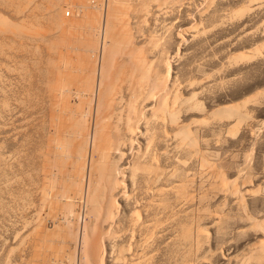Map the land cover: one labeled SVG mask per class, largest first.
<instances>
[{
	"label": "rangeland",
	"instance_id": "1",
	"mask_svg": "<svg viewBox=\"0 0 264 264\" xmlns=\"http://www.w3.org/2000/svg\"><path fill=\"white\" fill-rule=\"evenodd\" d=\"M2 1L0 3V18L5 19L12 28L15 27L13 26V21L14 25L18 23V21L20 24L19 18L22 14L28 13V11L32 12L31 17L28 19L34 20L35 22L37 21V23H32V21L27 20L23 22H26L25 27L21 22L25 27L24 30L22 28L23 32H21V27H23L21 26L22 24H18L20 29H16L15 27L14 30L10 28L7 30L8 32H0V264H33V247L36 242H34V239H36L35 236L37 235L35 233H37L39 229L38 226H41L40 224L38 225V223L43 221V218L45 224L42 222L44 226L42 225L41 227L44 229L46 227L45 230H54V227H57L56 225L59 227V229H55L60 232V235L59 232H55L57 233L56 236L53 231L51 233L55 237H58V241L56 240L57 243H54L55 247L58 246L57 249L59 246V250H62V246H64V248L66 247L64 249L65 253L58 259V262L62 264H70L71 262H73L72 264H88V259L90 256L91 258L95 256L96 252L101 254H97L99 256L97 261L100 263L94 260L97 257L96 255L93 260L97 263L90 258V262L93 264H264V258H262L263 260L258 258V254L261 251L259 250V245L261 243L264 244V0H260V2L259 0H257L258 2L256 0H252L253 2H250L251 0H158L157 2L156 0L152 2L149 0L147 2V0H145L147 3L143 0L146 4L152 5V7L157 6L159 2V5L163 4L160 5L162 6L161 8L158 5L156 9L154 7H151V9L150 6L148 7L145 4L150 8H147L149 11L151 10L150 12L147 11V9L144 12V2L140 0L139 3L138 0H135V3H141L139 6L136 5L133 0H117L121 3L115 0V3L122 5V8L125 7H123L124 4L126 5L131 1L129 4L133 3L136 5V8H142L140 11L144 13L151 14V12H154L151 16L147 14L149 18L146 17V14L145 18L144 16H142V18L140 17L141 12L139 13V9L137 8L140 14V16H137L142 18V20H146L147 18L146 21H149L146 22L144 20L147 24L143 21V26L138 24V26L141 25V30L139 26L138 29L140 31L138 30V32L143 33V35L145 34L144 36L146 38L143 37V35L141 36L140 33V36L137 35L138 32L135 27L139 20L137 21L138 18L134 16L136 12H133V9L135 8L132 7L133 9H131L133 11H129L131 10L129 9V4L127 8H125L127 10H125L127 12H125V14H127L129 18L126 19L131 20L127 22L123 20L127 15H125L124 18L122 16L123 22L120 21V17H117V19L119 18L120 24H118L119 22H115V27L117 26L118 29V26L120 28L121 24L125 23L124 25L127 29V27L133 23L131 29H135H129L134 33L136 31L137 33L135 34L138 37L128 32L129 35H133L129 36V38L133 37L132 40L135 39L133 42H131L132 40L130 41V45L132 46H128L129 48L142 46L143 50H140L142 53L144 49L146 50L145 47L148 45L146 42H148L149 39H151L150 44L152 40L155 41V47H150L151 51H154L153 53L156 56V60L159 61L155 63L156 68L154 69L158 70V72L156 70L157 74L159 73L158 75L165 76V79L161 76L163 81H168L169 78V81L173 79L176 82H173V80L170 81V83L173 82L175 84V86H173L175 87V89L173 88L175 91L170 89V92H172V94L170 93L171 96L173 94L178 96V111L176 112L178 113L176 115L178 118L176 117V119L177 121L179 119L178 123L180 125L190 129H188L190 133L189 139L192 140L188 139L186 142L187 144H181L180 141H177L179 139L176 138L175 135H173L172 138L171 135L174 133L170 130V126L166 128L167 125L162 123L164 121L160 120L162 121L161 124H158L159 121L154 122L157 123L156 125L154 124L156 127L157 125H163V127H165L161 128L163 132L158 127L160 133L169 131L167 135L170 133L171 135L169 134L168 137L171 136L172 138H168V140L166 133L165 135L160 134L157 128L154 127L156 130L155 137L161 138L163 136L162 142L165 139L168 140V142L165 140L163 143L165 144L166 142V144L162 145L163 143L159 141L160 139L154 137L155 142L158 140L159 142H157L162 144H160L161 146L158 144L154 145L155 143L153 141L154 144H151L152 146L150 148V151H153V149L155 151L157 147H152L158 145V149H161L155 152L153 151V153L151 152L153 156H157H155V158H157L156 160L153 159V163L155 164L156 161H158L159 156L160 161L159 163L157 162V164L164 170L160 172V174L162 173V176L159 177L161 179L158 178V181L160 180L159 184H161L159 185L157 181V185H151L149 182L154 180L153 183H155L157 180L156 177L151 175V177H153L152 180H150V175H148L149 177L147 178L149 179H146V177L143 178L145 175L141 173L139 175H142V178L141 176L139 178L141 180H149L147 182L148 184L143 180L141 183L138 174L136 175L137 177H134L137 179H133L135 182L138 180L141 184H135L131 179L127 180L125 182V187L128 189L126 193H129L130 195L128 194V197H130H125V199L119 198L117 200L118 204L116 205V209L119 210L120 213L117 211L118 214L116 213L117 216L114 220L109 219V223H112L110 225L112 227H110L111 230H109V226L107 227L109 223L105 225L102 223L103 221H100L101 219L99 222H95L97 218L94 219V217L91 216V218L88 216V211L86 209L87 204H85L86 200L84 199L79 201L74 200L76 204L73 201L72 204L74 205L71 204L73 207L71 215L69 213L71 212L70 210L69 212L66 211L68 207L67 209H63L66 206V202L60 201V199L59 202L64 203V207L62 206L63 204L60 205L63 207L61 210L64 212H60L61 210L58 211L60 214L57 216L58 219H55L56 221L50 220L48 215L45 216L47 214L46 208H44L42 202H40L42 199L41 187H43L44 181L42 179L45 178L44 174L47 172L49 173L51 170L46 167L47 164L45 168L44 164L48 159L51 160L49 162H52L48 163V166H52V169H54L55 166H53V164H56V158L49 152L50 146H47V138H49L48 135L50 133L48 134L47 124H44V122L46 123V120L44 121L46 101L43 98V96H45V88H42L44 86V71L42 69L46 67L45 63L47 62L45 61L49 58L47 57L48 54L51 56V46L47 48L50 53L47 52L46 47L49 44L52 45L53 42H50L54 41L55 37L56 40H58V34L62 36L63 32L61 33V31L65 29L69 31H67V33L72 32L70 31V29H72L73 34L75 32L78 34L75 33L77 37L74 34L75 38L71 36L72 33L69 34L73 40L78 38L74 40L75 42L70 37H67L68 39L65 37L68 42L69 38L71 39V43H69L72 46L73 42V47L75 46L74 43L81 44V42L86 41L82 37L84 35L85 38V36L88 35L86 32L84 34L82 31L77 32V30H79L78 25H75V27L72 25V28L71 25H66L65 28L60 27L62 30H59L60 28L56 27V23L48 20H51L52 17L55 16V9L57 10L61 5L63 6H61L56 13L58 17H62L60 15H62V12L67 9L66 7L68 6L70 10L69 8L65 10L66 12H64V15L67 18H73L74 12L76 13V7L80 5V1L82 0H57L59 2L58 5L55 0L53 4L51 1L49 2V0H29L30 2L28 0H18L19 2L21 1L20 3L28 1V5H30L31 8L26 5L27 2L22 5L19 4L18 7L17 3L19 2L17 0V3L14 2L15 0L9 1V3L11 2L10 4H6V0L4 1L5 3ZM102 2L104 4L103 12L105 13L108 0H83L81 4H86L83 5L87 6L86 10H90L89 12L98 16L100 13L104 14L101 12L102 9L100 8ZM149 2H156L157 4L155 5L154 3L153 5ZM47 4L53 5L51 7L56 6L55 9L52 8L54 10L52 15L48 14L49 10V13H52L53 10L50 9L51 7H47ZM114 4L112 5L111 3V7H116ZM13 5L15 6L13 7ZM20 5L28 7L27 9L29 10L27 11L24 7L22 9ZM16 6L18 8L16 12L20 16L18 19L16 18V12L13 11L14 9L16 10ZM36 6H39L37 7L38 9H36ZM80 6L82 7V5ZM20 7L21 10H19ZM118 7L119 8L115 9L111 8L115 11L116 16L124 12L121 11L122 9L120 10V6ZM47 8L49 10H47ZM117 10H119L120 13L117 12ZM128 12H130V14ZM144 13L142 15H144ZM48 15H50L51 18ZM130 15L133 16L129 17ZM113 16L115 17V15ZM112 19L114 18L112 17ZM117 19L114 21H118ZM27 23H32L29 27L30 30L32 29L31 31L33 33L30 30H26ZM31 25H34V27H31ZM52 25H55V29ZM48 26L53 28L51 32L53 34L49 33L52 28L48 30ZM67 26L70 28L68 29ZM76 28L78 29L76 30ZM81 28L80 26V30ZM122 29L123 27L121 30ZM126 29L124 30L126 32L120 31V29L119 31L122 34L127 33L129 30ZM15 30H21L20 32L22 34L13 32L14 35H11V33H9ZM47 30L49 31V35H47L48 33L46 34ZM82 30H84V28ZM24 31L25 33L26 31L29 32L28 34L30 36H26L27 40L24 38ZM66 31L64 33H66ZM149 31H153L152 34H150ZM102 32L95 35L91 34L90 37L89 35L87 36V41L92 38L94 40L97 38L96 42L98 43L95 46L101 53L103 48L100 47L103 46L102 41L99 40L103 38L102 34L104 33ZM67 33L66 36H69ZM44 34L49 36H45L47 42L45 41ZM117 35L116 38L123 35H125V37L128 36V34H123L121 36ZM146 35L150 37L153 36V38H148ZM13 36H15V38ZM126 38L125 40L123 39V41L126 42ZM59 39L61 41L63 40L60 37ZM142 39L147 40L141 41ZM48 40L51 41L49 42ZM94 40H90L91 46H93ZM119 40H117V42ZM121 40L120 43L123 42ZM129 40L127 38V42ZM156 40L159 41L157 42ZM108 41L107 44L112 46L111 38ZM153 41L152 44L154 43ZM48 42L49 44H47ZM138 42L140 45L137 44ZM61 44H59L61 48L66 45L64 43ZM78 44L76 46H78ZM124 44L126 45V43ZM124 44H120V47ZM67 45L69 46V44ZM125 45L124 49L126 50L128 46L125 47ZM115 46L116 44L114 47ZM107 47L108 46H106V50L109 49L112 51L114 49L116 52L115 48L119 46L118 44L115 48L112 46V49ZM55 48H51V54L54 53L53 49L56 51ZM122 48L123 47H121V49ZM139 48L137 47V50H139ZM150 48L148 47L147 49L149 51L146 50L147 53L150 52ZM153 48L156 49L152 50ZM124 49H122L121 52L117 50V52L120 53L119 55L117 54L118 56H116V59L125 51ZM110 51L107 50V53H110ZM107 53H105V55ZM112 53L113 52L106 56H111L112 59H115L113 56L116 54L112 56ZM91 54L93 55L94 53ZM95 54L93 56L96 60ZM92 55L90 59L94 61ZM161 59L163 61H161ZM8 65L9 67H7ZM167 75L169 76L168 78ZM170 83H168L169 86ZM49 140L50 139H48V141ZM177 142H180L181 146H177ZM144 144L145 142H143V145ZM49 145L51 144L49 143ZM184 145H187L186 148ZM162 147L163 149L167 147V151L163 150ZM183 148L185 150H183ZM159 151H163L165 154L162 153L160 155ZM50 157L53 159H50ZM44 170L49 171L43 173L45 172ZM163 172L166 175H164ZM163 175L165 177L167 176V179ZM52 179L55 180L57 178L54 179L53 177ZM57 181L59 183L61 182L60 180H50L51 184L53 182L57 183ZM57 185L59 186V184ZM60 185H63V183L61 182ZM173 185H175V187L183 185L181 189L179 188V194L181 195L174 192L175 188L171 187ZM135 186L138 188H135ZM161 186L166 189H161ZM168 187L170 188L168 189L170 193L167 191ZM59 188V190L62 189L61 187ZM182 188L184 191H182ZM156 189L158 192L160 189L167 192L160 197L159 195L157 196L158 192L155 191ZM172 192L173 194H171ZM154 197L155 199H153ZM158 197L160 198L158 199ZM147 201H149L148 204ZM160 202L162 203L160 204ZM149 204L152 206L147 207L146 205ZM129 215H135V217H137L136 215H138V217L140 215V217L143 216L144 219L142 217L138 219L137 217L138 223L135 217L133 218V216L131 217ZM127 218H133L134 220H132L138 225L132 227L134 225L133 221L131 223L129 222V225L127 221L131 220ZM46 219H48L47 221L49 224L45 221ZM91 219H93L94 222ZM89 220H91L93 224L96 223V225H98L97 228L94 227L95 224L91 226L92 222L90 221V223ZM142 220L146 221L142 222ZM57 221L62 223L59 225ZM87 223L92 227L91 229L89 226L86 227H89V231L85 229V224ZM143 223L144 226L146 223V228H144ZM112 225L115 226L113 227ZM141 225L143 228H141ZM139 226L142 231H140L141 229ZM147 231H151V233ZM64 237L66 238V242L63 240ZM144 238H146V241ZM96 239L98 240L97 244L101 247L100 249H98L96 243L93 245H96L95 247L92 246ZM60 241H64L61 243L62 245ZM91 246L93 247L92 249ZM260 247L262 248V245H260ZM94 248L96 249L95 254H90L89 256L87 251L88 253H92ZM258 251L259 253H257ZM66 253L69 258L72 259L71 261H68L70 259L67 258L68 256ZM63 257L65 258L62 262L61 258ZM48 261H52L50 264H61L55 259H50ZM101 261L105 262L103 263Z\"/></svg>",
	"mask_w": 264,
	"mask_h": 264
},
{
	"label": "bare ground",
	"instance_id": "2",
	"mask_svg": "<svg viewBox=\"0 0 264 264\" xmlns=\"http://www.w3.org/2000/svg\"><path fill=\"white\" fill-rule=\"evenodd\" d=\"M1 1H0V3H1ZM4 1H2V2L5 3ZM9 1H11V0H6V4H10L11 2L9 3ZM21 1H23V0H21ZM28 1H26L27 3L25 2L26 5H28ZM50 1L53 4L54 0H49V2ZM82 1H80V2L82 3ZM121 1H124V0H121ZM126 1H128V0H126ZM133 1L135 3V0H133ZM140 1L141 2H144L145 0L144 1L143 0H140ZM149 1L152 2L153 0H149ZM157 1L158 0H156V2ZM14 2H16V0ZM20 2L19 3L16 2L18 4V7H19V4H21V5L22 4H25L24 2L23 3H20ZM49 2H48V4H49ZM55 2L58 5L59 2L57 0H55ZM117 2H119V1H117ZM130 2H128V4ZM145 2L143 3L144 4L143 8L145 9L144 12L146 11V9L149 6H150V8L152 7V5L146 4L148 2V0H147L146 3ZM156 2H153V3H150L149 2V3L150 4H153V5L155 3V5H156L157 4ZM250 2H253V1L251 0ZM259 2H260V0H259ZM81 3H80V5H82V7L80 5L78 7H76L77 8L75 10L76 13L74 12V16H72L73 18H67L64 15V12H66L65 10H67L68 8L70 10V7L67 6L66 7L67 9H65L63 7L65 10L63 11L62 10L63 8L61 9L63 11L62 12V15H60L61 12L59 13V15L62 16V17H58V15L56 13L58 12L59 8L61 6H63V5L59 4L61 6H59V8L57 6L58 9L56 10L55 9V7H56L55 5L56 4L54 5L55 7H51L53 5H48L47 4V7L48 6L51 7L50 9L54 8L55 11H56L55 16H53L51 20L49 19L50 15H48L49 16L48 17V19H49L48 21H52V22L56 23L55 24L56 27H58V28H60V27L63 28L64 27L65 28L66 25H71V28H72L73 27L72 25H74V27H75V25H78L79 26L78 27L79 30H77L78 28H76L77 32L78 31H82L83 34L86 32V33H88L89 37H90L91 34L92 35H95V34L101 33L102 31H103L102 33H104V34H102V36H103L102 40H99V41H102V46L103 47H100V48H103L101 50L102 53L99 52V49L98 50L96 49L97 47L95 45H97V43H98V42H96L97 41L96 40L97 38L95 40L93 38L90 39L92 41L94 40V42L96 43L95 44L93 42V46H91L92 45L91 44V41L90 40L87 41V39H88V37H87L88 35L87 34H86L87 36H85V38H84V35L82 37V35L80 33V36L84 40H86V41H84L83 39H81L84 42L79 41V42H81V44L79 43L80 45L77 43L78 46H76L77 44L74 43L75 46L73 47V42H72V46H71V44H70L71 41L70 40L72 38L70 37L69 34H71V33L73 34V30L72 29H70V31H72L70 33H67L68 30L66 31V29L63 30V31H61V33L63 32V35L62 36H60L58 34V36L63 39L62 41L59 39V37L57 38L59 41L56 40V37L54 38L55 40L53 39L54 41H51L50 40L51 41L50 42L48 40L50 43H52V42L53 43H52V45L49 44V42L47 43V44H49L46 47L47 52L49 50L47 48H49L50 46H51V48L52 47H54V48L56 47L55 48L56 51L53 49L54 53L51 54L52 53V49L50 48L51 53L50 52H48V53H50L51 56H49V54H48V56L45 55V56H47L49 58L47 59V61H45V62H47V63H45L46 65L44 64L46 67H43V69H42L44 71V75L42 74L44 76V80H43L44 81V84H43L44 86L42 88L43 89L45 88V91H44L45 93L43 92L45 96H43V98L46 101V104L44 102V104L46 105V113H45V117H44L45 119L44 118L43 119H44V121L46 120V123L44 122V124L45 125L47 124L46 126L48 127V131H49L48 134L50 133L48 135L49 138H47V143H48L47 146L48 147L50 146L49 152L52 153L53 156L56 158V161H55L56 164H53V166L55 165L54 166V169H52V166L51 167L48 166V163H52V162H49L51 160L48 159V161L44 164V167L47 164L46 167L49 168V169H51V170L50 171L49 170H44L45 172H43V173H46V171H49V173L47 172L48 174L47 173L44 174L45 175V178L42 179L44 181H43V187H41L42 188V191H41V198H42L41 200L42 201L40 200V202H42V206L44 208H46L45 210H46V213L47 214L45 216L48 215V217L50 218V220L56 221L58 219L57 216L60 214V213H58V211L61 210V208L64 207V203L63 202H66V206L63 209H67V207H68V210H66V211L69 212V210L70 211L71 210L73 211L72 205H74V204H72V203H73L74 200H78L79 201V200H83L84 199V200H86V203L85 204H87L86 209L88 211V216L89 217L92 216V217H94V219L97 218L95 220V222L96 221L99 222V220L101 219L100 221H103L102 223L106 225V224L109 223L110 220H114L115 219V217L117 216L116 213L118 214L117 211H119V210L116 209V205L118 204L117 203L118 202L117 200L119 198L120 199H123V198L125 199V197H128V194L129 193H126V191H128V189L125 187V182L127 180L131 179V180H133L135 182L134 179H137V178H134V177H137L136 175L138 174V178L140 176L142 178V175H139L141 173V174L145 175V176H143V178L146 177V179H149L147 177H149L148 175H150V178H151L150 180H152V177L155 176L156 179H157L155 181V183H153L154 180L149 182L151 185H153V184H156V182L158 181V178L160 176H162L161 175L162 173L160 174V172L163 169H162V167L161 168L159 167V164H157V162L159 163V161H160L159 160V156H158V161H156L155 164L153 163L154 162L153 159L156 160L157 158H155L156 155L153 156V154H151V152L153 153V151H154V149H153V151H150V148L152 146L151 144H154L155 143L154 145H156V144L160 145L165 140L168 142V140H169L168 138H171V136L173 138V135H175V137L179 139L177 141H180L181 144L186 143L188 141V139H189V136H190L189 135L190 134L189 133V130L190 129L188 128L189 129L188 130L186 127L180 125L178 123L179 119H178V121L176 119V117H177L176 115L178 114V113H176L178 111L177 110V107H178L177 106L178 105L177 104L178 103V99L177 98H178V96H176L174 94L171 96L172 92H170V89H172V90L175 89V87H173V86H175V84L173 83L175 81L173 79H170V81L173 80V82H172L173 84L170 83L169 78H168L169 77L168 75H167L168 81L167 80H164L163 81V78L165 79V76L163 77L162 75H158L159 74V73L157 74L158 70L156 69L157 70V72H156V70L154 69V68H156L155 67V63H157L158 60H156V56L153 53L154 51H151V48L150 47H155V44H156L155 41L152 40L154 42L153 44H152V41H151V44L154 45V46H152L150 44V40L151 39H149V41H148L149 43L146 42L148 44L145 47L146 50L148 49V47L150 48V52H148V53H147V51H149V50L146 51L144 49V52L146 51L145 52L146 54L144 52L142 53V51L140 52V50H143V47L142 46L141 47L140 46H137L138 48L140 47L139 50H137V47L136 46H135V48L134 47H132V48L130 47L129 48V46H128V45H130V41L133 39V37L132 38L130 37L131 38L130 39L129 36H133L132 34H134V36L139 35L140 32H138V30L139 29L141 30V25L143 26L142 23H144L147 20V18H146V20L144 19L145 21L142 20V18H143L142 16H144V18H145V14L147 15V14H150V13H144L143 11H140V9L142 10V8L137 7L139 9V13L141 12V16H140V14L138 13V9L136 8V5L139 6L141 3L140 4L135 3L136 5L133 4V3H131L129 5L128 4H126V5L124 4L123 7L124 6L125 7L122 8V5H119V3H121V2L117 3L118 4L117 5L115 3V0H113V1L112 0H108L107 7L105 6L106 7V9H105L106 12L105 13L103 12L104 11V9H103L104 8V4L102 2L101 3V6H100V8L102 9V11H101V9H100V11L103 12L104 14L100 13V15L97 16V15H94V13L89 12L90 10L89 11L86 10V7L87 6H83V5H86V4H81ZM84 3H86V2H84ZM111 3H112V5L115 3L114 5H116V7L115 6H114V8L111 7ZM138 3H139V0H138ZM159 3L157 4V6L159 5ZM127 5L130 6V8L128 7L129 9H131L132 7L136 9L135 10V9L132 8L134 11L132 9L129 10V11L130 12L131 11L136 12L135 13L136 15L133 12L132 13L134 14V16H136L138 18L137 21L139 20L140 23L138 22L136 24V19H135V24L137 26H138V24H141V25H139L140 28H139V26L138 27L137 26L135 27V28H137V32H138L137 33L135 31V33H137V35L134 32L130 31V29L133 27V25H132L133 23L132 22H131L132 23L131 24L132 26L130 25L131 27L129 26V27H127V29H126V26L124 25L125 23L124 24L122 23L123 22L122 19L124 18L125 15H127V14H125V12L127 11L125 8H127ZM160 5H163V4H160ZM14 6L15 5H13V7ZM89 6H88V9H89ZM118 6H120L121 7L120 10L122 9L121 11H124V12L123 13L121 12L122 14H119V15L117 13L118 16H116L115 11L113 9L119 8ZM145 6H146V8H145ZM157 6H153V7L156 9ZM11 7H12V5H11ZM21 7H22V9H23V7L26 8V10L28 11L29 9H27V8L30 7V5H28V7H25V6H21ZM21 7L19 8V10H21ZM37 7H39V6H36V9H38ZM161 7L162 6H160V8ZM111 8H113V9H111ZM150 8H148V9H150ZM17 9L18 8L16 6V10L14 9L13 11L16 12ZM74 9H75V7H74ZM90 9H91V7H90ZM148 9H147V11H149ZM47 10H49V9L47 8ZM49 11H48V14H51L52 15L54 13V10H53L52 13H49ZM117 12L120 13L119 10H117ZM130 12H128V13L130 14ZM31 13L32 12L28 11V13H24L20 17L19 14H17V12H16V14H17V15L15 14L16 15V18L18 19L20 17L19 18L20 19V24H19V21H18V23H16L17 25L16 24L14 25V21H13V26H15L16 29H20V26H18V24L21 25L24 21L30 20L28 18L31 17V15H32ZM143 13H144V15H142ZM152 13H154V12H151L150 16L152 15ZM101 14H102V16H101ZM158 14H156V15H158ZM113 15H115L116 18ZM137 15L140 16V17H142V18H139ZM12 16H13V14H12ZM35 16H36V14H35ZM122 16H123V18H122ZM132 16L130 15L129 17H132ZM112 17L114 19H112ZM117 17H120L121 18L120 21H122L121 22L122 23L121 24V27L119 28V26H118V29H117V26L115 27V24L117 22H119V20H118L119 18L117 19ZM146 17L149 18L148 15ZM126 18L129 19L128 18V15L125 16V18L123 19L126 22L131 20V19L130 20H127ZM31 19H33V18H31ZM115 19H117L118 21H114ZM133 19H134V17H133ZM30 21H32V20H30ZM34 22L35 21L33 20L32 23H34ZM146 22H149V21H146ZM146 22H145V24H147ZM25 23H23L24 26H25ZM32 23H30V24H32ZM35 23H37V21ZM23 24L21 26H23ZM30 24L27 23V28H26L27 31L30 30V27H29ZM118 24H120V22ZM128 24H129V22H128ZM34 25L33 26L31 25V27H34ZM55 25L54 26L52 25L54 27V29H55ZM24 26L21 27V30H22V28L24 30V28L26 27V26L25 27ZM80 26L82 27L81 30H80ZM102 26H103V29H102ZM124 26H125V28H124ZM15 27L12 28L5 19L0 18V32H5V31L8 32L7 30H9L10 28L12 30H14ZM17 27H19V28H17ZM122 27H123V29L121 30ZM49 28L50 27L48 26L47 29L48 30H51L52 27L50 29ZM58 28H57V31H58ZM61 28L59 30H62ZM69 28L70 27H68V29ZM83 28H84L85 31L82 30ZM119 29H120V31H124L125 29L126 30H129V31H127V33H123V34H126V35L128 34V36H126L128 38V40L130 39L128 42H127V38L125 37V35H123L119 31ZM134 29H131V30H134ZM23 30L21 32H23ZM48 30L46 31V34L49 32ZM151 30H152V27H151ZM18 31L19 30H17V31L15 30V31H12V32H9V33H11V35H14L13 32L18 33V34H22L20 31L19 32ZM27 31H26V33L24 31L25 37L24 36H21V37H24L26 39L28 37L27 35H29L28 34L29 32H27ZM52 31H53V28H52V30L49 33L50 34H53V33H51ZM57 31H56V33H57ZM65 31H66L67 35H69V36H66V33H64ZM119 32L124 37L121 36ZM124 32H126V31H124ZM128 32H130L132 34L129 35ZM152 32H150V34H152ZM34 33H36V32H34ZM49 33L47 35H49ZM115 33H116V35L117 34L120 35L122 38L119 37L118 35H117L118 37L116 38ZM46 34H44V37L46 36ZM72 34H71V36H74V34L73 35ZM76 34H75V36H76ZM140 34H141V36L143 35V33H140ZM144 35H143V37H145ZM15 36L17 37V35H15ZM15 36H13V37L15 38ZM75 36H74V38H75ZM80 36H78V37H80ZM31 37H33V36H31ZM46 37H49V36H46ZM46 37H45V39H46ZM65 37L66 38L67 37H70L71 38V39L69 38V42L70 43L65 39ZM147 37L148 38H153V36L152 37L147 36ZM110 38H111V41H112L111 43H112L113 48H115L117 46V44L120 47V44H124V43H126V45L124 44L125 47L128 46L127 49H126L127 51L124 49V45L121 46V47H123L122 49H124L125 51L123 50L124 52L122 54H120V56L117 57V59H116V56L119 55V53L122 51V49H121V47L120 48L119 47L118 48H115L116 49V52H117V50L120 51V52H117V53L115 52L114 49H113L114 51L113 50L110 51L109 49H107L108 51H110V53L109 52L107 53L106 46H108L107 48L112 49L111 48L112 46L107 44V42H109L108 40ZM125 38H126V42L123 41V39L125 40ZM18 39H20V38H18ZM18 39H16V40H18ZM49 39H51V38H49ZM76 39H78V38H76ZM76 39H74V40H76ZM98 39H100V38H98ZM119 39L121 41H123V42L120 43V40ZM143 39L141 41L147 40V39H145V40H143ZM29 40H31V39H29ZM117 40H119L118 42L120 44L117 42ZM134 40H132L131 42H133ZM45 41L47 42V39ZM137 41H139V40H137ZM21 42L23 44V41L22 40H21ZM21 42H19V43H21ZM24 42H25V40H24ZM61 43H64L66 45L63 44L64 46H62V48H61V45H62ZM143 43H145V42H143ZM59 44H61V45H59ZM67 44H69V46ZM115 44H116V46L114 47ZM137 44L140 45L139 42ZM109 46H111V47H109ZM130 46H132V45H130ZM27 47H28V45H27ZM21 48H22V46H21ZM154 49H156V48H153L152 50H154ZM105 50H106V52H105ZM95 51L98 52V53H96ZM111 52H113L112 53V56L114 54H116V55L113 56V58L115 57V59H112L111 56H109V57L106 56V55H110ZM91 53L98 54V55L95 54L96 60H95V57L93 56L94 54L92 55ZM105 53H107V54L105 55ZM91 55H92V59L94 57V61H92L90 59L91 58ZM7 56H8V54H7ZM162 56H163V54H162ZM161 61H163V60L161 59ZM9 65L7 67H9ZM164 65H165V63H164ZM161 76L163 77L162 79H161ZM168 83H170V86H169ZM171 84H172V87H171ZM177 92H178V90H177ZM45 105H44V107H45ZM160 120H162L164 122H162ZM155 121L156 122L159 121L158 124H161V122L163 124L165 123L167 125L166 128L168 126H170V128H171L170 130L174 134L171 135L170 133H168V135H167V132H169V131H164L166 133V136H167V139L168 140L167 139L164 140V138H163L164 141L162 142L161 140H162V137L163 136L162 137L160 136L161 138L155 137L156 136V134H155L156 133L155 132L156 130L154 129V127L157 128V131L160 133V129L163 127V125L162 126H158L157 125V127H156V126H154V124L155 125L157 124V123H154ZM158 127L160 128L159 130H158ZM163 128H165V127H163ZM162 132H163V130H162ZM165 133H160V134H164L165 135ZM169 134L171 135L170 137H168ZM50 135H51V137H50ZM158 136H159V134H158ZM154 137L157 138V139H160L159 141H161L162 143L159 144L158 143L159 142L158 140H157L158 142L156 141L157 142L156 143L154 141L155 140ZM48 139H50L51 142H50V140L48 141ZM189 140H192V139H189ZM153 141H154V143H153ZM143 142H145L144 145H143ZM172 142H173V140H172ZM172 142H170V143H172ZM180 142H177L179 144V145L177 144V146H181L180 145ZM49 143L51 145H49ZM165 144H166V142H165ZM165 144L163 143L162 145H165ZM158 145L157 146H154L152 148L157 147L156 148L157 150H155V151L161 150V149H158ZM184 146H182V147H184ZM186 146H185V148H186ZM163 147H162V149H163ZM168 147H169V145H168ZM171 147H173V146H171ZM175 147H176V145H175ZM165 148L166 149H163V150H166L167 151L168 148L167 147H165ZM183 150H185V149L183 148ZM157 153H154V154H157ZM159 153L161 155L163 153V151L162 152L159 151ZM163 154H165V153H163ZM50 159H53V158L50 157ZM156 165H158V166H156ZM160 166H161V164H160ZM159 168H160V171H159ZM177 172H179V171H177ZM186 173H187V171H186ZM163 174H164V172H163ZM151 175H153V176L151 177ZM164 175H166V174H164ZM169 175H170V173H169ZM53 177H54V179L57 178L55 180H60L63 183V185H60L61 182L59 183L57 181V183L55 182L56 183V186H57V187L55 186L56 187L55 188L54 187V184L55 183L53 182L54 184L52 183L53 184L52 185L51 182H50V180L55 181V180L52 179ZM218 177H220V176H218ZM165 178L167 179V176ZM146 179H142V180L145 182ZM159 179H161V178H159ZM142 180L140 181L141 183H142ZM148 181H146L145 183H147ZM159 181L157 182L158 184H159ZM130 182L133 183L132 181H130ZM136 183L137 184H141V183L138 182V180L135 182V184ZM163 183H164V180H163ZM57 184H59V186ZM221 184H222V182H221ZM176 185H178V184H176ZM128 186H130V185H128ZM181 186L183 187V185H179V186H176V187H175V185H173L171 187L172 188H175V191L174 192H177L179 194L180 193L179 188L181 189ZM59 187H61L62 189L59 190L60 189ZM145 187H143V188H145ZM154 187H155V185H154ZM164 187H165V185H164ZM169 187L167 188V191H168V189L171 188V187L170 188ZM135 188H138V187L135 186ZM172 188H171V190H172ZM149 189H150V187H149ZM157 189H158V187H157ZM157 189L155 191H157ZM161 189H164L165 190L166 188H162V186H161ZM161 189L159 190V192L157 191L158 193L156 192L157 193V196L159 195L161 197V196H163L167 192V191L164 192V190H161ZM182 191H184L183 188H182ZM168 192L170 193V191H168ZM126 194H127V196H126ZM171 194H173V192ZM178 194H176V195H178ZM179 195H181V194H179ZM160 197H158V199ZM77 198H79V199H77ZM153 199H155V197ZM59 200L60 201H63V202L61 203V202H59ZM75 202L76 201H74V203ZM148 202L149 201H147V204H148ZM161 203L162 202H160V204ZM61 204H63L62 205L63 207L60 206ZM146 206L148 207V206H152V205L149 204V205H146ZM156 206H158V205H156ZM157 208H159V207H157ZM118 209H119V207H118ZM72 211L69 212L70 215H71ZM60 212L63 213L64 211L61 210ZM67 212H66V214H67ZM119 213H120V211H119ZM146 213H147V211H146ZM129 216H131V215H129ZM132 216H133V218L135 217V215H132ZM136 216L138 217V215H136ZM137 217H135V219ZM139 217H140V215H139ZM139 217H138V219H139ZM141 217L143 218V216H141ZM141 217H140V219H141ZM48 219H46L45 221H47ZM127 219H130L131 220V221H129V220L127 221V223L129 225L134 220V219L132 220L131 218H127ZM91 220L93 221V219H91ZM91 220H89V222ZM136 221H138V220L136 219ZM144 221H146V220H144ZM144 221L142 220V222H144ZM36 222H39V221H36ZM42 222H43V224H45L44 223V218H43V221H40L38 223V225L40 224L42 226L43 225ZM93 222H92L91 226H93L94 224L96 225V223L93 224ZM58 223L60 225L62 222L61 223L58 222ZM88 223L85 224V229H87V230L90 227V224L88 225ZM133 223H134V225L132 227H134L135 225H138L137 223L135 224V221H133ZM138 223H139V221H138ZM146 223H145V226H146ZM48 224H49V222H48ZM111 224L112 223H109L107 225V227L109 226V228H110L111 227L110 226ZM114 224H116V223H114ZM95 225H94V227L97 228L98 225H96V226ZM41 226H38L39 229L37 228L38 229L37 230V233H35L37 235L35 236L36 239H34V242L36 241L34 243L35 244V246L33 247L34 249L32 248L34 250V253H33L34 254L33 255V261L32 262H33V264H50L53 261V260L51 262L48 261L50 259H55L58 262V259L61 256H63V253H65V250L64 249L66 248V247L64 248V246H62L63 247L62 250L61 249L59 250L60 246L57 249V247H58L57 244H56L57 247H55V244H54V243H57L56 240L58 241V237H55L56 234H57L55 232H59L58 230L56 231L55 228H58L59 229V227H58V225H56L57 227H54V230L49 231L48 229L45 230L46 227L44 229ZM87 226H89V227L86 228ZM143 226H144V223H143ZM143 226L141 228H143ZM145 226H144V228H146ZM161 226H162V224H161ZM150 227H149V229H150ZM153 227H154V224H153ZM91 228L92 227H90V229ZM111 228L109 230H111ZM139 228H140V226H139ZM101 229H102V227H101ZM52 231L54 232L55 236L51 233ZM101 231H103V230H101ZM140 231H142V229ZM147 232H150L151 233V231H147ZM107 233H109V232H107ZM31 234H32V232H31ZM100 234H101V232H100ZM104 234H106V233H104ZM59 235H60V232H59ZM61 236H63V235H61ZM192 237H193V235H192ZM60 238H59V240H60ZM65 239L66 238L64 237L63 240L65 241ZM144 239L146 241V238H144ZM64 241H62V242H64ZM62 242L60 241V244ZM97 242H98V240L96 239L95 242H93L92 246L96 243L98 249H100L101 247H99L100 245L97 244ZM147 242H148V240H147ZM260 245H262V248L260 247ZM260 245H259V250H261V251H260V253H259V251L257 252V253H259L258 254L259 256L257 254H255V255H257L258 258H260L261 260H263L262 258H264V244L261 243ZM92 246H91V249L93 247H95V246H93V247ZM95 250L96 249L94 248V250H93L94 252L92 251V253H88V251H87V254H89V256H90V254H93L94 255L95 252H96ZM127 253H128V251H127ZM97 254H99V253L96 252L95 256ZM66 255L68 256L67 253H66ZM99 255H101V254H99ZM95 256H93L92 258L90 256V258H91L92 261H94V260L97 261V259L99 258L98 255H97L96 258H95ZM121 256H123V255H121ZM87 257H88V255H87ZM124 257H125V255H124ZM64 258L65 257L61 258V261L62 262H63V259ZM67 258L70 259L69 256ZM90 258L88 259L89 260L88 261L89 262L88 264L92 263V262H90ZM71 260L72 259H70L68 261H71ZM96 261H94V262H96ZM144 261H145V259H144ZM97 262H99V261H97ZM101 262H103V261H101ZM58 263H61V262H58ZM72 263L73 262H71L70 264H72Z\"/></svg>",
	"mask_w": 264,
	"mask_h": 264
}]
</instances>
